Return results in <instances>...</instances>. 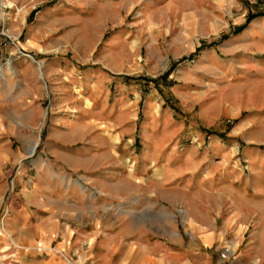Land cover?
<instances>
[{"label":"crops","instance_id":"obj_1","mask_svg":"<svg viewBox=\"0 0 264 264\" xmlns=\"http://www.w3.org/2000/svg\"><path fill=\"white\" fill-rule=\"evenodd\" d=\"M89 1L110 9L135 0ZM175 2L152 0L144 14L172 12ZM75 14L52 13L53 20ZM99 22L87 27L94 39ZM260 35L264 17L230 41V70L227 64L215 67L213 56L207 63L223 77L249 72L256 64L252 50L262 51L255 42ZM62 67L67 70L58 65L52 74L65 75L71 97L72 88L86 93L83 101H71L78 117L65 128L67 136L43 138L40 155L17 172L9 196L13 166L23 157L0 136V253L18 254L15 264H264V153L247 157L254 163L249 181L218 142L209 157L192 145L179 149L173 145L179 130H172L174 113L157 112L151 101L143 146L133 153L125 131L133 128L137 109L124 98L121 81L113 84L114 76L98 66L81 74L73 64ZM259 68L255 73L264 77ZM31 71L28 65L18 75L23 102L33 92ZM126 157L134 166L125 164ZM180 211L188 225L183 232L174 224ZM226 238L236 251L230 261L219 256Z\"/></svg>","mask_w":264,"mask_h":264},{"label":"rangeland","instance_id":"obj_2","mask_svg":"<svg viewBox=\"0 0 264 264\" xmlns=\"http://www.w3.org/2000/svg\"><path fill=\"white\" fill-rule=\"evenodd\" d=\"M150 2L135 0L125 7L99 9L89 0H0V136L23 157L13 166L8 196L17 172L40 155L43 138L67 136L65 128L78 117L71 101H83L86 93L72 88L71 97L65 75L52 74L58 65L67 70L63 63L73 64L79 74L88 67H102L114 76L113 84L121 81L124 98L137 109L133 128L125 131L133 153L143 146L150 124L145 105L151 101L159 107L157 112L168 108L174 113L172 130H179L174 132L173 145L179 149L192 145L209 157L218 142L231 153L230 164L250 181L254 163L247 157L264 153V77L255 73L264 68V35L255 39L262 51L252 50L256 64L247 73L223 77L207 60L213 56L215 67L227 64L231 69L234 52L229 43L264 17V0H176L177 10L146 17ZM62 10L77 15L53 20L52 13ZM82 16L94 20L85 22ZM92 22H99L96 39L87 31ZM28 65L33 92L23 102L18 75ZM114 90L110 92L115 94ZM124 162L131 166L134 160L126 157ZM30 176L24 179L30 181ZM5 212L2 206V216ZM182 213H177L174 223L180 232L188 228ZM227 239L219 256L232 250L234 257L220 256L230 261L236 251ZM18 257L0 253V262L15 264Z\"/></svg>","mask_w":264,"mask_h":264},{"label":"built area","instance_id":"obj_3","mask_svg":"<svg viewBox=\"0 0 264 264\" xmlns=\"http://www.w3.org/2000/svg\"><path fill=\"white\" fill-rule=\"evenodd\" d=\"M220 256H221L222 258H226V257H228V256H232V257H234V252L229 251V249H225L223 252H221Z\"/></svg>","mask_w":264,"mask_h":264},{"label":"bare ground","instance_id":"obj_4","mask_svg":"<svg viewBox=\"0 0 264 264\" xmlns=\"http://www.w3.org/2000/svg\"><path fill=\"white\" fill-rule=\"evenodd\" d=\"M229 251H232V250H229Z\"/></svg>","mask_w":264,"mask_h":264}]
</instances>
